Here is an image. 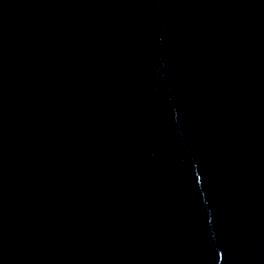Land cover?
<instances>
[{"label": "water", "instance_id": "1", "mask_svg": "<svg viewBox=\"0 0 264 264\" xmlns=\"http://www.w3.org/2000/svg\"><path fill=\"white\" fill-rule=\"evenodd\" d=\"M0 264H264V0H0Z\"/></svg>", "mask_w": 264, "mask_h": 264}]
</instances>
